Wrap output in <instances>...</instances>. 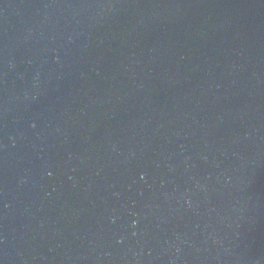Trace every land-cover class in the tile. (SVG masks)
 <instances>
[{
    "label": "water",
    "instance_id": "obj_1",
    "mask_svg": "<svg viewBox=\"0 0 264 264\" xmlns=\"http://www.w3.org/2000/svg\"><path fill=\"white\" fill-rule=\"evenodd\" d=\"M0 264H264V0H0Z\"/></svg>",
    "mask_w": 264,
    "mask_h": 264
}]
</instances>
